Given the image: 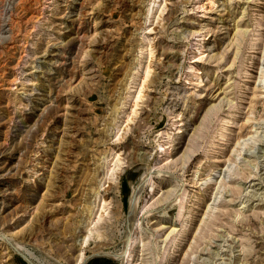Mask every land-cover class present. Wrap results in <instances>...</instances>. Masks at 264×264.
<instances>
[{
	"label": "rangeland",
	"instance_id": "374dc122",
	"mask_svg": "<svg viewBox=\"0 0 264 264\" xmlns=\"http://www.w3.org/2000/svg\"><path fill=\"white\" fill-rule=\"evenodd\" d=\"M0 264H264V0H0Z\"/></svg>",
	"mask_w": 264,
	"mask_h": 264
},
{
	"label": "bare ground",
	"instance_id": "6f19581e",
	"mask_svg": "<svg viewBox=\"0 0 264 264\" xmlns=\"http://www.w3.org/2000/svg\"><path fill=\"white\" fill-rule=\"evenodd\" d=\"M176 195H177V194H176ZM177 196H178V195H177ZM177 196H176V197H177ZM180 208H181V207H180Z\"/></svg>",
	"mask_w": 264,
	"mask_h": 264
}]
</instances>
